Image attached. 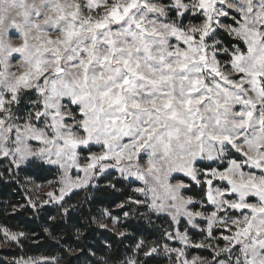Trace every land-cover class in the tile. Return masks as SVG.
Instances as JSON below:
<instances>
[{"label": "snow or ice", "instance_id": "6c2138e0", "mask_svg": "<svg viewBox=\"0 0 264 264\" xmlns=\"http://www.w3.org/2000/svg\"><path fill=\"white\" fill-rule=\"evenodd\" d=\"M231 10L239 15L236 26H222L220 18ZM173 12L176 18L167 20ZM189 13L201 22L185 25L180 17ZM220 27L242 40L246 51L221 48L213 39ZM9 29L17 31L18 45L8 38ZM221 52L230 53L223 65ZM13 53L19 54L17 71H12ZM33 88L42 97L37 104L42 110L34 119L44 126L37 127L30 113L24 128H15L14 151L17 163L36 155L64 170L61 196L49 192V197L63 199L66 191L88 183L97 168L102 172L116 167L122 175L144 181L146 187L136 191L151 193V206L158 211L167 210L174 219L187 216L190 224L203 217L209 238H214L215 226L229 232L235 228L223 236L227 243L218 248L212 264H264V0H174L171 8L148 0H0L4 141L14 127L9 123L12 105L20 102L23 90ZM64 97L70 102L67 110ZM28 138L44 147L32 152ZM93 144L102 151L90 153L81 165L78 149L87 151ZM229 147L239 155L221 165L223 170L202 173L212 177L203 183L214 210L207 215L190 211L192 198L181 194L187 186L172 184L171 174L183 172L201 183L197 159H224ZM0 152L9 154L3 145ZM141 153L148 155L147 167L133 171L131 162ZM110 160L115 163H106ZM73 167L84 177L72 180L67 172ZM214 180L225 183L213 188ZM251 196L258 202L249 203L246 197ZM230 209H249L251 214L232 219L224 215ZM0 231L12 241L24 235ZM177 237L187 241L186 234L177 232ZM157 250L153 247L145 255ZM165 250L177 253V264H206L198 257L189 260L181 249L165 245ZM223 253L227 259L219 260ZM52 262L59 264L55 257ZM16 264H49V259L22 258Z\"/></svg>", "mask_w": 264, "mask_h": 264}, {"label": "trees", "instance_id": "16d2710c", "mask_svg": "<svg viewBox=\"0 0 264 264\" xmlns=\"http://www.w3.org/2000/svg\"><path fill=\"white\" fill-rule=\"evenodd\" d=\"M184 20L190 17L184 16ZM217 33L227 47L233 44L242 47L239 40L231 39L226 32ZM26 96L28 100L34 98L32 92H26L21 102ZM58 175L56 167L43 162L15 166L8 159H0V225L24 234L18 243L0 250V255L8 259L47 257L49 264H53V257L59 264H122L131 256L137 264H169L159 253L145 255L147 244L170 230L171 222L167 216L149 211L146 200L134 188L135 181L109 171L94 184L71 192L60 204H31L27 180L44 183ZM194 189L185 191L194 193ZM104 211L117 216L127 213L121 224L123 235L100 225ZM139 241L144 244L136 248ZM0 264L14 263L0 258Z\"/></svg>", "mask_w": 264, "mask_h": 264}, {"label": "rangeland", "instance_id": "374dc122", "mask_svg": "<svg viewBox=\"0 0 264 264\" xmlns=\"http://www.w3.org/2000/svg\"><path fill=\"white\" fill-rule=\"evenodd\" d=\"M148 2L155 3L157 5H165L168 8H171L174 0H148ZM85 13L87 14V9H85ZM186 16H189L190 20H184L183 22L185 25L193 24V23L199 24L201 22L200 20L198 21H196L195 19L193 20L191 13H189ZM152 18H153V14H149V19H152ZM173 18H176L174 12L171 13L167 17V20H171ZM161 19H165V18H161ZM180 19H183V17H180ZM237 19H239L238 13H236L234 10H231L229 11V14L226 17L220 18V24L222 26H228V25L236 26L235 21ZM219 30H222L228 34V32L225 31V27H220L216 29V35L213 37V39L220 41L221 48L227 47L226 45H224V43L220 40L218 36L217 32ZM50 35L54 36L55 33H50ZM228 36L231 39L239 40V42H241L242 44V47H239L236 44H233L231 47H227L230 49V51L233 47H239L242 50L246 51V46L243 44L242 40L238 39L234 35L228 34ZM8 38L11 40V42L14 45H18L21 42V39L15 29H9ZM170 41L172 44L176 43L174 38H170ZM207 42L211 44L213 40H208ZM13 56L16 57V59L11 61V63L13 64L12 71H17V68L15 67V65L19 60V54L13 53ZM218 59L220 60L221 65H223L225 64L227 60L230 59V53L229 55H225L223 52H221L218 56ZM236 78L238 79V76H236ZM41 83L43 82L41 81ZM26 92H32L34 95V98L28 100L26 96L23 102H21V99H20V102L22 103L21 107H19L20 102L18 104L12 105V112H11V117L9 118V123L12 124L14 127L12 131L7 133V136H8L7 141H4L2 138H0V145H3V147L8 150L9 154L5 156L3 152H0V159H8L15 166H23L30 161H39L47 165L54 166L59 170V175L54 180H49L44 183L34 182L31 179L27 180V184H26L27 197L31 204H35L37 206L60 204L64 200V198L67 197L71 192L78 190V189L86 188L89 185L94 184L101 175L109 171H115L118 176L123 177L124 179H127V180L135 181L137 183V185L134 187L135 190L137 188L146 187L144 181L139 180L136 176L128 175V174L122 175L119 168L107 167L102 172L99 170V168H97L95 170L96 174L93 175L89 179L88 183L82 184L78 188H72L70 191H66L63 196V199H56L61 196V189L65 187L64 170L61 169V167L58 164L47 163L45 159H41L39 156H36V155L26 156L23 162L17 163L18 154L14 151V149L17 146L16 138H17L18 133L16 132L15 128L18 126L19 128L23 129L24 126L29 122L28 117L30 113L33 115L32 122L37 127L44 126L43 121L37 122L34 119L35 112L37 110H42V104L40 105V108L37 107V104L42 100V97H40L39 93L33 88V89L23 90V92L21 93V98L24 96ZM62 103L66 106V110H67V106L70 103L69 99L67 97L62 98ZM240 107H241L240 105H236L234 106V110L239 111ZM71 108L75 109L77 117L80 118L79 109L75 105H72ZM0 118H3V114H0ZM124 142H127V138H125ZM26 143L28 147L32 150V152H37L40 148L44 147V144L42 143V141L32 139V138H28ZM100 151H102V147L100 145H95V144H93L90 150H87V151H80V149H78L80 164L83 165L84 163L87 162L85 160V157H87L90 153H99ZM238 155L239 154L235 153L234 150H231L229 147V150L226 153V157L224 159H216L215 161H211L206 158H198L195 166L198 169L197 178L199 181H201V183H197L195 180H193L191 177L187 176L183 172H173L171 174L169 179L172 184L182 182L187 186L186 188L181 189V194L185 198H188V197L192 198L193 204L188 205V208L190 211H202V212H205V214L207 215L208 212L214 210L213 206L209 205L207 202L206 193H207L208 186L207 184L203 183L205 179H212V177L210 175L208 177H205L202 173H204L210 168H219L220 170H223L221 165L226 167L227 161L230 159L236 158V156ZM52 158L55 159L54 156ZM147 159H148L147 153H141L139 157L135 158L131 162L133 165V171L135 170L136 166H139L141 168H146ZM106 163L114 164L115 161L110 160V161H107ZM125 166H127V162H125ZM67 175L70 176L72 180H76L78 177L79 178L84 177L85 174L80 169L73 167L71 169H68ZM224 183L225 182L223 181L214 180L212 187L213 188L221 187ZM193 187L195 188L194 193H190V192L187 193L185 191ZM49 192L53 193L54 197L56 198L49 197L48 195ZM137 193L146 200L148 209L151 213L155 215H165L169 218L171 222V229L168 231H164L163 236L159 238V240H154L150 242L149 244H147L148 249L146 251L147 253L149 252L151 248L158 246V250L153 253H159L160 255L165 256L169 264H177V253L175 251H166L165 245L167 246L168 249L183 250L185 256L189 260H191L193 257H198L201 260L205 261L206 264H212L213 258L215 257L216 251L218 250V248H223L227 243V241L223 240V236L232 235L235 232L234 227L232 231L229 232L227 229L223 228L222 226H215L213 228L214 238H209L208 231H207V221L203 217H195L191 224L188 222V217L184 215L177 216L174 219L173 215L169 211L167 210L158 211L156 208L151 206L152 205L151 193H149L148 195H145L144 193H141V192H137ZM232 198L235 199V197H232ZM246 199L248 200L249 203L258 202V198H256L255 196L246 197ZM250 214L251 212L249 209H244V210L230 209L224 215L229 216L232 219H243L244 215H250ZM113 217L117 218L118 222H114V220L112 219ZM126 217L127 216H125V213L122 216H117L111 212L104 211L103 219L101 220L100 225L101 226L104 225L103 227H106L110 230L117 232L118 234H121L123 233L121 224L124 222V219ZM0 229H7V228L0 225ZM7 230L10 233H17V234L20 233L17 231H11L9 229ZM177 232L181 234H186L187 241H182L181 239H179L177 237ZM170 236L173 238H169ZM13 243H18V241H12V240L7 239L4 235V232L0 231V250L8 249L10 244H13ZM142 244L144 243L142 241H139L138 245H142ZM201 244H203L204 247H197V245H201ZM209 244L211 245V247L208 246ZM238 252H239V248L237 247L235 251L232 253L233 259H235V256ZM227 257H228V253H223L219 257V260H225L227 259ZM0 258L5 260L6 262H13L14 264H16V262L22 258L23 259H28V258L39 259L41 257L40 256H20L14 259H8L0 255ZM129 259H134L136 261V258L134 256H131V257H128L122 264H126V262ZM136 264H137V261H136Z\"/></svg>", "mask_w": 264, "mask_h": 264}]
</instances>
